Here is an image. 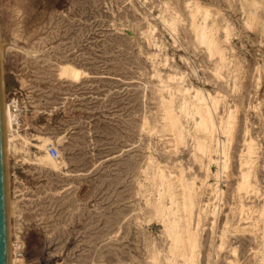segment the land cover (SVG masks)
<instances>
[{
    "label": "rangeland",
    "instance_id": "1",
    "mask_svg": "<svg viewBox=\"0 0 264 264\" xmlns=\"http://www.w3.org/2000/svg\"><path fill=\"white\" fill-rule=\"evenodd\" d=\"M0 45L38 111L16 144L59 150L7 157L27 264H264V0H0Z\"/></svg>",
    "mask_w": 264,
    "mask_h": 264
},
{
    "label": "bare ground",
    "instance_id": "2",
    "mask_svg": "<svg viewBox=\"0 0 264 264\" xmlns=\"http://www.w3.org/2000/svg\"><path fill=\"white\" fill-rule=\"evenodd\" d=\"M197 7V6H196ZM192 15V14H191ZM198 26V25H197ZM202 26V25H201ZM204 29V28H203ZM202 29V30H203ZM208 34V33H207ZM198 37V36H197ZM201 39H202V37H201ZM204 39V41L206 40L205 39V37L203 38ZM212 39V38H211ZM204 43V42H203ZM214 44V43H213ZM1 46V45H0ZM1 47H3V46H1ZM1 47H0V57L2 56V50L4 49H1ZM9 49V48H8ZM4 51V50H3ZM5 52H6V49H5ZM5 54V53H4ZM0 66H1V64H0ZM184 80V79H183ZM184 82V81H183ZM184 89V88H183ZM197 95H196V99H198L197 101H198V103H197V105L198 106H196V111L199 113V115H200V118H199V120H200V124H198L199 126H200V128L201 129H203V131H204V133H206L207 135H209V136H213V130H214V120H213V117H212V115H211V112H210V108L208 107L209 105H207V103L206 102H208V101H206L205 99H204V96L202 95V93L199 91H197V92H195ZM2 101H3V119H4V130H5V149H6V157H8V155L12 152V150H14L16 153L17 152H21L22 153V155L24 156V157H22V158H24V160L25 161H27V163L28 162H35L36 164H38V165H49L50 167H52V168H54L55 167V164L53 163V159H52V157L50 156V154H49V152H48V154H45V155H41V156H38V155H36L35 156V158L33 159V160H31V159H29L30 157H27V152L23 149V148H19L18 147V144H16L17 143V140H18V138H19V135L18 134H13L12 133V131H14V130H12L11 129V125H10V120H9V118L7 117V111H6V108H5V101H4V95L2 94ZM214 102H216V101H214ZM171 113V112H170ZM196 113V112H195ZM169 115V114H168ZM173 116V115H172ZM178 118V117H177ZM171 119H172V121H174V127H176L177 125H176V119L173 117H171ZM198 120V121H199ZM225 122V121H224ZM178 123V122H177ZM233 123V122H232ZM197 125V124H196ZM177 128V127H176ZM229 129V128H228ZM231 129V128H230ZM228 131V130H227ZM230 131V130H229ZM225 133V132H224ZM179 134H181V133H179ZM178 134V135H179ZM181 136V135H180ZM182 138V137H181ZM198 138V137H197ZM42 139V142H43V145H42V147H44V148H46L47 149V151H48V146L49 145H51V144H54V142H53V140H51L50 138H41ZM216 142V141H215ZM206 144V143H205ZM205 144H200L199 146H200V148L198 147V144H196L197 145V147L199 148V150H201L202 151V153H205V154H207L208 152H210V149H209V147L208 146H206ZM253 144H254V142L253 141H251L250 143H249V146H253ZM194 145V144H193ZM250 147V148H251ZM197 148V149H198ZM250 150V152L249 153H247L248 154V156L250 157L251 156V154H252V151L251 150H253L252 148L251 149H249ZM200 152V151H199ZM254 155V154H253ZM201 159V158H200ZM209 167V166H208ZM225 169H227V168H225ZM8 173V172H7ZM7 177H8V174H7ZM162 177L164 178L163 180H167L166 179V177L164 176V175H162ZM245 179H246V177H245ZM162 180V181H163ZM168 181V180H167ZM169 183V182H168ZM182 183V182H181ZM245 183V182H244ZM186 184V183H185ZM171 185V184H170ZM243 185V184H242ZM245 185V184H244ZM193 186V185H192ZM173 187V186H172ZM244 187V186H243ZM183 189V188H182ZM186 190V189H185ZM258 192V191H257ZM188 195V194H187ZM197 195V194H196ZM188 198H189V201L190 202H192V197L191 196H188ZM178 202V201H177ZM184 203V202H183ZM172 204V203H171ZM176 205V204H175ZM169 207V206H168ZM178 207V206H177ZM190 207V206H189ZM167 208V207H166ZM181 208V207H180ZM185 208V207H184ZM183 208V209H184ZM246 208V207H245ZM157 209H159V208H157ZM186 209V208H185ZM241 210H243V209H241ZM178 212V211H177ZM179 213V212H178ZM192 213V212H191ZM262 213V212H261ZM177 215V214H176ZM262 216H264L263 214H262ZM191 217V216H190ZM261 217V216H260ZM259 217V218H260ZM181 219V218H180ZM177 224H178V221L177 220H174L173 222H171L170 223V225H171V229L172 230H170L171 232H172V235L174 236L173 238L175 239V241L179 244V243H181V241H180V239H181V234L182 233H178V231L176 232V228H177ZM169 225V226H170ZM256 228V227H255ZM185 234H186V237H191V236H193V234H192V232L189 230V229H186L185 231H183ZM240 232V231H239ZM263 236H264V234H263ZM182 238H184V236H182ZM188 238V239H189ZM191 240V239H190ZM194 240H196L195 238H194V236H193V238H192V241H193V243H192V245L188 248V245H187V250L189 251H191L190 253L189 252H187L186 251V256H188V258L187 259H185L186 260V263L188 262V263H190V261L192 260V258H193V256H192V254H193V251H194V246L196 245L195 244V242H194ZM180 241V242H179ZM183 241H185V240H183ZM188 241V240H187ZM190 243H191V241H189ZM188 242V243H189ZM188 243H186V244H188ZM189 243V244H190ZM186 244L184 245V246H186ZM182 254V253H181ZM191 254V255H190ZM264 255V254H263ZM191 256V257H190ZM193 261V260H192ZM191 261V262H192ZM10 264H14V262L12 261V258H11V263ZM262 264V263H261Z\"/></svg>",
    "mask_w": 264,
    "mask_h": 264
},
{
    "label": "built area",
    "instance_id": "3",
    "mask_svg": "<svg viewBox=\"0 0 264 264\" xmlns=\"http://www.w3.org/2000/svg\"><path fill=\"white\" fill-rule=\"evenodd\" d=\"M5 108L7 117L10 120L11 129L14 130L12 133L20 131L26 125L30 116L38 114L34 106L31 89L21 85L6 93ZM48 152L53 159H59V150L55 144L48 146ZM11 258L14 264H27L25 260V250L21 243L16 241L12 242Z\"/></svg>",
    "mask_w": 264,
    "mask_h": 264
},
{
    "label": "water",
    "instance_id": "4",
    "mask_svg": "<svg viewBox=\"0 0 264 264\" xmlns=\"http://www.w3.org/2000/svg\"><path fill=\"white\" fill-rule=\"evenodd\" d=\"M0 66V264L11 263L9 191Z\"/></svg>",
    "mask_w": 264,
    "mask_h": 264
}]
</instances>
